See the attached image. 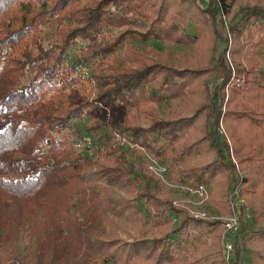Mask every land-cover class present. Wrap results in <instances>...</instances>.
<instances>
[{
  "label": "trees",
  "instance_id": "trees-1",
  "mask_svg": "<svg viewBox=\"0 0 264 264\" xmlns=\"http://www.w3.org/2000/svg\"><path fill=\"white\" fill-rule=\"evenodd\" d=\"M231 1L0 0V228L6 234L16 239L24 220L35 213L42 216L38 226L56 218L75 242L80 240L77 217L66 204L79 192L100 189L94 181L98 178L106 182L102 196L82 197L79 210L86 221L90 214L100 221H107L106 214L122 217L128 209V222L139 224V234L148 233L134 242L124 260L152 241H164L153 239L152 232L168 225L164 237L181 240L166 241L153 264H222L217 222L194 220L176 209L157 178L122 146L130 141L143 146L168 165L180 183L211 182L212 201L222 207L235 174L232 155L243 173L242 194L255 215L264 214V66L254 57L264 45V5L256 1L230 21L231 65L225 57L228 39L218 29ZM173 6L176 10L170 13ZM50 27L54 36H45ZM119 29L123 31L116 35ZM190 30L193 37H207V64L216 59L219 74L211 89L201 80L211 69L171 68L144 57L132 45L133 40L151 38L188 45ZM78 40L83 43L72 54ZM219 44L223 48L215 57ZM80 67L87 68L86 74L78 72ZM88 76L95 83V101L111 109L108 119L84 98L82 83ZM167 101L178 107L163 119L152 106ZM144 112L150 117L148 127L132 122ZM84 114L88 122L73 132L83 143L91 138V156L86 147L73 152L72 140L64 137L71 121ZM220 121L225 135L219 131ZM99 153L105 162L91 163L88 156ZM208 156L210 161L201 166L186 165ZM91 164L97 166L95 171L80 173ZM122 190L131 196L118 195ZM174 219L176 226L171 225ZM189 227L197 232L210 227L214 234L210 244L201 234H192L196 253L182 259L173 250L186 249L180 242H188ZM252 236L259 247L246 264H264V229ZM156 245L148 248L149 254L154 255ZM242 262L235 251L230 264Z\"/></svg>",
  "mask_w": 264,
  "mask_h": 264
},
{
  "label": "rangeland",
  "instance_id": "rangeland-1",
  "mask_svg": "<svg viewBox=\"0 0 264 264\" xmlns=\"http://www.w3.org/2000/svg\"><path fill=\"white\" fill-rule=\"evenodd\" d=\"M204 1L207 2V0ZM256 1H260L262 2V5H264V0H232L230 13L228 15H221L220 17L222 21L219 24L218 29L221 32L222 36H226V38L228 39V46L225 57L231 65L232 55L230 48L232 45V41L229 23L236 17L237 14H239L242 8L250 5L252 6ZM14 10H16V8H11V11ZM175 10L176 6H173L170 9V13L175 12ZM122 31L123 29H119L115 32V34L118 35ZM106 32H108V30ZM53 33L54 30L51 27L50 29L44 31L45 36H48L49 34L51 36H54ZM187 34L189 36H192L190 44L188 45L153 38L147 41L133 40L132 45L135 46L144 57L149 59L152 58L161 64H166L171 68L186 67L193 69L202 68L205 70L211 69L210 74L207 73L201 78V80L204 79L209 82V84L211 85V89L212 85L215 84L214 81L219 74V70L216 67L217 62L215 58L213 59V63L211 65L207 64V60L209 59V57H211L208 53L205 54V52H207V47L209 46L207 37L204 35L193 37V32L191 30L188 31ZM82 43V41L78 40L77 44L72 47L70 52L73 54L78 50ZM222 48L223 47L220 44L216 47L215 57ZM254 57L257 59L261 66H264V45L259 47V49L254 54ZM82 68L84 67H80V70L78 72H82L85 74V70H87V68L85 67L84 71H81ZM83 79L82 89H84V98L87 99L88 102L93 101V103L97 106L94 108L95 112H97V114L99 113L102 118L108 119L107 116L110 115L111 109L109 107L101 106L100 102L95 101L94 80H92L89 76ZM218 83L219 81H217V84ZM224 92L226 97L224 99V102H226L228 95L226 88L224 89ZM176 107L178 106L173 101H167L152 106L158 117L163 119L168 116V113L172 108ZM85 111H87V109ZM83 116V118L72 120L70 123L71 130L65 132L64 134V137L72 140L73 152L75 153L83 150L85 147L83 140H81L78 136H76L77 134L73 132V129H80L88 122V118L86 117L87 114H84ZM149 118V115L144 112L138 114L136 117V121L132 122L148 127ZM1 126L2 124L0 123V127ZM219 131L225 135L221 121L219 124ZM114 136L115 139L118 140L116 134ZM226 140L230 146V142L228 141V139ZM122 147L129 155V157L133 158L135 163L141 165V167L143 166L149 172V174L157 178V181L160 183H158V185H160L159 187L163 189V193L165 192L164 195L169 197L172 205L176 209L183 210L187 217L194 220L213 222L215 220V217L227 215V203L222 207L212 201L213 194L211 182H207L211 193L209 198L204 203V205L195 207L193 203L197 200V197L189 192V188H193L195 186H189L187 182H184L182 184H186V187L189 188L187 189L184 185L182 187L179 184L180 182L173 179L171 170L169 169L168 165L156 159L151 153H149V151L145 150L143 146L130 141ZM16 156L19 157L21 155L18 154ZM89 156L88 158L92 160L91 163L96 162V165L97 162H105L103 159V155H101L100 153L97 154L96 157L93 156V158ZM232 157L233 156L231 155V162H233ZM210 159L211 158L209 156L201 159H195L193 161H189L186 165L201 166L210 161ZM91 165L92 166L88 168L80 169V173L85 174L89 171H95L97 166L93 164ZM162 166H164L165 168L163 171V175L165 177V180L167 181L166 185L162 181H160V179L154 172L155 170L156 172L161 173V171H159V168ZM77 167L79 166L77 165ZM241 174L243 175L242 172ZM94 181L99 184L100 189H86L84 193L79 192L73 198H71V201L69 200L66 204L67 210L77 217L78 224L80 225L81 230V235H79L80 240L78 239L77 235L75 237L78 239V241L75 242L74 235L71 234V236H69V234L65 232L62 220L52 218L48 219L46 221V224H40L41 226H38L37 224L42 222V216L39 214L34 213V215L31 213L30 215L32 217H27L24 220L16 239H14L15 237H13L12 239V237L6 234V230L0 228V264H10L9 260L11 259L16 260L15 262L17 264H153L155 257H157V252L159 251V249L163 246H167L164 245L166 241L173 244L180 238L174 235L164 237L166 231L169 230L168 225L163 227L161 230L154 229V231L152 232V236L154 237L153 239L156 240V237L159 236V238H164L161 239L164 241H152L151 243H148L147 245L142 247L139 252L134 254L132 253V257L130 259H128L127 261L124 260V255L128 250L133 248L132 245L134 244V242H136L138 238H144L145 235L148 236V233L147 231H143L139 234V224L128 222V220L126 219V216H129L128 209H126L122 217H115L113 214H106V217H108L107 221H104L103 219V221H100L96 220L95 215L90 214L91 218L86 221L83 213L79 210L82 203V197L85 198V200H94L96 198H99L103 193L101 187L106 186V182L103 179L100 180L97 178V180ZM117 194L126 198H129L131 196V194H127L125 190L118 191ZM243 197L248 206L250 218L242 227L243 229L237 236L235 242L234 239L232 241V244L234 245L232 259L234 258V252L238 251L241 254V258L243 257V262L241 264H246L252 262L254 251L259 247V242L254 239V236L252 235L264 229V214L255 215L254 210L247 202L248 199L244 195ZM198 212L205 213L206 218L195 216L194 213L196 214ZM171 221L172 226H176L178 224V220L175 222L173 220ZM215 228H218L220 230V247L222 251L221 225L217 222V227ZM188 229L190 231L188 242H180L182 248L186 249L180 251L173 250L174 256L177 255L182 259L190 258V256L196 253L194 251V239L190 237L192 236V234H201L202 240H204L207 244L211 243V235L214 234L213 230H211L210 227L204 228L200 232H197V230L192 227H189ZM180 240L181 239H179L178 241ZM79 241L80 244L78 243ZM155 244H157V249L154 252V255H151L148 253V248H152V246H154ZM95 245L102 246L103 249H106L107 254H113V256L115 255V257L119 259L115 260L111 259L110 256V258L106 257V254L97 249ZM172 247H174V245H172ZM162 264L176 263L165 261ZM222 264H226V262L222 260Z\"/></svg>",
  "mask_w": 264,
  "mask_h": 264
},
{
  "label": "built area",
  "instance_id": "built-area-1",
  "mask_svg": "<svg viewBox=\"0 0 264 264\" xmlns=\"http://www.w3.org/2000/svg\"><path fill=\"white\" fill-rule=\"evenodd\" d=\"M84 71V68L81 69ZM82 73V72H81ZM84 74V73H82ZM86 74V70H85ZM84 145L87 149V154L92 155L95 151V146L90 137L84 138ZM233 163L235 165V174L232 179L231 188L228 192L227 196V207L228 212L227 215L215 217L214 221H217L221 225V242H222V258L226 264L230 263L232 259L233 252V244L232 241L239 230L245 225L246 221L250 218V213L248 210V206L245 202V199L242 194V183L241 176L242 174L239 172L238 165L235 159L232 157ZM155 163V162H154ZM164 166L159 168L161 173H158L154 170L156 176L162 181L165 185L167 181L163 175ZM182 187L183 185L186 187V184L179 183ZM177 187V186H174ZM187 189L189 187H186ZM189 192L197 197V200L194 201V206L199 207L204 205L207 199L210 196V188L207 184H200L193 188H189ZM195 216L205 217V213L198 212L194 213ZM175 221V219H174Z\"/></svg>",
  "mask_w": 264,
  "mask_h": 264
}]
</instances>
